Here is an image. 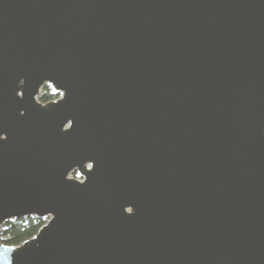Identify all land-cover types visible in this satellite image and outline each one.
Returning <instances> with one entry per match:
<instances>
[{"label": "water", "instance_id": "obj_1", "mask_svg": "<svg viewBox=\"0 0 264 264\" xmlns=\"http://www.w3.org/2000/svg\"><path fill=\"white\" fill-rule=\"evenodd\" d=\"M31 216L0 264H264V0H0V228Z\"/></svg>", "mask_w": 264, "mask_h": 264}, {"label": "trees", "instance_id": "obj_2", "mask_svg": "<svg viewBox=\"0 0 264 264\" xmlns=\"http://www.w3.org/2000/svg\"><path fill=\"white\" fill-rule=\"evenodd\" d=\"M59 97V93H55L51 87H46L45 92L40 96V102L45 104ZM46 223L44 218L34 216L6 222L1 227L3 229L0 231V241L8 246H21L36 236Z\"/></svg>", "mask_w": 264, "mask_h": 264}, {"label": "rangeland", "instance_id": "obj_3", "mask_svg": "<svg viewBox=\"0 0 264 264\" xmlns=\"http://www.w3.org/2000/svg\"><path fill=\"white\" fill-rule=\"evenodd\" d=\"M46 87H50V86L46 85L45 87L42 88V90H41V92H40V94H39V96H38L39 100H40V96L45 92ZM60 97H61V94H60ZM60 97H59V98H60ZM59 98H58V99H59ZM71 176H72V177H77V178H79L80 180L82 179V178L79 176V174H78L77 172L73 173ZM49 219H50L49 217L44 218L45 221H48ZM1 229H3V228H0V231H1Z\"/></svg>", "mask_w": 264, "mask_h": 264}, {"label": "built area", "instance_id": "obj_4", "mask_svg": "<svg viewBox=\"0 0 264 264\" xmlns=\"http://www.w3.org/2000/svg\"><path fill=\"white\" fill-rule=\"evenodd\" d=\"M81 178H82V177H81ZM81 180H83V178H82Z\"/></svg>", "mask_w": 264, "mask_h": 264}]
</instances>
